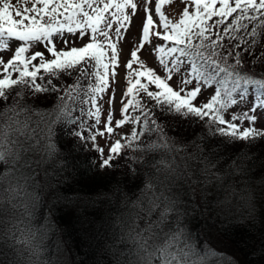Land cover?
Returning <instances> with one entry per match:
<instances>
[{
  "label": "snow or ice",
  "instance_id": "snow-or-ice-1",
  "mask_svg": "<svg viewBox=\"0 0 264 264\" xmlns=\"http://www.w3.org/2000/svg\"><path fill=\"white\" fill-rule=\"evenodd\" d=\"M174 2L0 0V215L5 204L19 212L0 232L12 253L0 250V264H51L43 236L31 225L41 200L36 190L50 184H38L35 175L46 166L63 171L59 141L66 138L96 152L99 162L91 163L100 171L126 167L138 189L116 240L132 244L120 253L133 257L126 264H209V257L211 264H236L208 239L223 233L227 240L236 231L226 215L212 218L208 186L225 179L214 171L221 146L245 144L226 172L231 178L251 172L258 157L249 150L264 141V71L244 60L246 53L255 57L253 65L264 61V48L256 54L264 44V0H181L185 7L172 18L165 6ZM141 12L139 41L122 62L125 33ZM150 44L162 75L138 54ZM37 46L44 51H33ZM121 67L126 90L117 108ZM207 89L211 95L201 100ZM169 116L203 127L191 138H173L163 122ZM98 137L106 140L107 154ZM197 186L199 209L181 191L194 197ZM240 199L254 223L257 197L250 186ZM197 212L203 240L189 227Z\"/></svg>",
  "mask_w": 264,
  "mask_h": 264
},
{
  "label": "trees",
  "instance_id": "trees-1",
  "mask_svg": "<svg viewBox=\"0 0 264 264\" xmlns=\"http://www.w3.org/2000/svg\"><path fill=\"white\" fill-rule=\"evenodd\" d=\"M247 58L249 59H244L245 62L251 67L254 66L252 61L255 57ZM43 106H50V103ZM2 107L3 103L0 102V108ZM166 120H171V116L166 117L163 122L173 138H191L203 127H189V133L186 134L173 121L169 124ZM77 144L76 138L59 141L62 152L59 167L63 168L59 175L57 169L51 166H46L44 171H38L35 175L38 184H50L43 191L37 188L41 200L36 204L35 215L31 221L32 227L39 230L37 234L43 236L44 258L51 264H118V261L126 264L133 257L120 253L127 252L132 244L129 241L123 245L116 243V240L125 232L124 218L130 211V201L136 198L135 192L138 189H135L126 175V167L100 171L98 166L91 163L93 159H97L96 152L83 145L77 147ZM244 148L220 147L217 168L214 171L225 179L213 181L208 186V200L213 206L210 208L212 218L215 219L217 214L220 217L226 215L236 231L227 240L223 233H214L208 239L214 248L226 251L232 256L236 264H264V256L261 255L264 250V146L260 144L259 147L249 150L253 157H258L252 161L255 166L250 173L242 176L237 172L231 178L226 176L233 159ZM148 159L151 160L152 157ZM98 162L97 159V164ZM250 166L247 160L244 161V167ZM136 167L138 171H144L140 165ZM246 186H250L257 197L255 212L252 213L255 217L254 223L249 218L250 209L245 208L240 199ZM181 191L184 193L183 199L186 202L195 199L199 209L200 187H196L194 197L187 188ZM4 208L5 211L0 215V220L3 221L0 223V232H6L11 227L10 221L19 218V212L13 210L11 205L5 204ZM192 215L197 218L191 220L189 227L194 236L198 235L203 240L206 233L199 226L201 220L198 212ZM110 245L114 247L109 251ZM0 250L8 252L3 242H0ZM8 255L11 257L12 253L8 252ZM212 259L208 258L209 264Z\"/></svg>",
  "mask_w": 264,
  "mask_h": 264
},
{
  "label": "rangeland",
  "instance_id": "rangeland-1",
  "mask_svg": "<svg viewBox=\"0 0 264 264\" xmlns=\"http://www.w3.org/2000/svg\"><path fill=\"white\" fill-rule=\"evenodd\" d=\"M141 5L143 3V0H140ZM16 3V0H13V4ZM166 7V14H168L170 17L175 18L178 16L179 13L182 12L183 8L185 7L184 3L181 2V0H175V2L169 7V6H165ZM191 10V9H190ZM143 17V13L141 12L140 15H138L137 17H135L133 19V22L130 26V29L128 32L125 33V41L122 44L123 47V54H122V62L126 61L127 59H129V49L133 47L134 44H136L139 41L140 35H141V20ZM87 41V37L84 38V41H78L77 44L79 45L80 43L86 42ZM153 43H160V41H156L154 40ZM264 45V44H262ZM258 46L256 48V54H259V52L262 50L263 46ZM16 45L13 44V48ZM36 50H40V51H44L43 47L41 46H37L36 48L33 49V51ZM139 55H141V59L145 61V63L147 64V66L153 67L157 70V72L159 74H163V70L159 67L158 62L156 60L155 57V52L152 48V45H147L143 50H141V53H138ZM11 56V53H6L4 54V59L7 60L9 57ZM247 57H254V56H249L246 53L244 54V59H249ZM246 63V62H245ZM246 66L249 69H254L257 73L264 71V62H260V64H255L254 66H249V64L246 63ZM118 77H119V83L116 85L117 87V93H116V107L119 108L120 106V98H121V92L126 90V70L125 68L121 67L118 70ZM177 77H174L172 84L173 86H175V81H176ZM68 83H71V80H68ZM212 89H207L204 90L202 93V96L200 97L201 100L207 98L208 96L211 95ZM107 99V97H105V100ZM49 103H51L49 101ZM108 105L105 103L104 104V108L105 111L107 110ZM117 118H119V114H117ZM171 121H173L176 124V127H178L180 130H183L186 134L189 133V126L185 123L182 122H178L177 118H172L171 120H166V123L169 122V124H171ZM203 125H198L196 128H201ZM171 128V127H170ZM188 129V131H187ZM130 130V126L125 128V131H129ZM192 131V130H191ZM115 138V137H114ZM98 144L101 147H105L106 144V140L104 138H99L97 139ZM110 143V141H109ZM241 144V146H239L238 144H236L237 146L234 147H245V144L243 143H239ZM261 145L264 146V141L260 142ZM105 154H107V147H105ZM97 155V153H96ZM118 163H123V161H118Z\"/></svg>",
  "mask_w": 264,
  "mask_h": 264
}]
</instances>
